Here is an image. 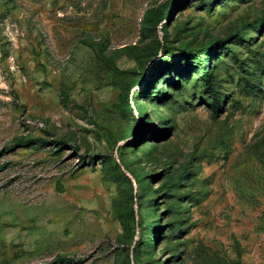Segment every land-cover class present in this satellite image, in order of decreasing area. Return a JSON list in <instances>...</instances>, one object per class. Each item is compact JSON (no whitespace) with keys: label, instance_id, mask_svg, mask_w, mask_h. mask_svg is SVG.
<instances>
[{"label":"rangeland","instance_id":"obj_1","mask_svg":"<svg viewBox=\"0 0 264 264\" xmlns=\"http://www.w3.org/2000/svg\"><path fill=\"white\" fill-rule=\"evenodd\" d=\"M0 264H264V0H0Z\"/></svg>","mask_w":264,"mask_h":264},{"label":"trees","instance_id":"obj_2","mask_svg":"<svg viewBox=\"0 0 264 264\" xmlns=\"http://www.w3.org/2000/svg\"><path fill=\"white\" fill-rule=\"evenodd\" d=\"M210 49H211V48H209L208 50H210ZM202 78H203V79H206V75H205L204 73H202ZM28 142H29V141L21 142V145H22V146H26V145L28 144ZM38 143L43 144L44 142L38 140ZM130 217L133 218L132 212L130 213Z\"/></svg>","mask_w":264,"mask_h":264}]
</instances>
